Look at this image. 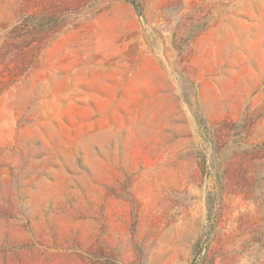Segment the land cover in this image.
<instances>
[{"label":"rangeland","instance_id":"1","mask_svg":"<svg viewBox=\"0 0 264 264\" xmlns=\"http://www.w3.org/2000/svg\"><path fill=\"white\" fill-rule=\"evenodd\" d=\"M0 0V264H264V0Z\"/></svg>","mask_w":264,"mask_h":264},{"label":"trees","instance_id":"2","mask_svg":"<svg viewBox=\"0 0 264 264\" xmlns=\"http://www.w3.org/2000/svg\"><path fill=\"white\" fill-rule=\"evenodd\" d=\"M131 4L134 6V8L136 9L137 8V3H136V1L134 0V1H132L131 2Z\"/></svg>","mask_w":264,"mask_h":264}]
</instances>
